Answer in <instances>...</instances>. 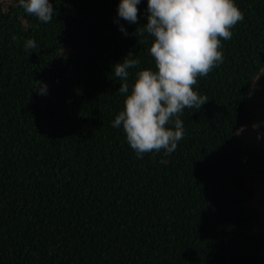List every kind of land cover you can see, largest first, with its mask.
<instances>
[{"label":"trees","instance_id":"16d2710c","mask_svg":"<svg viewBox=\"0 0 264 264\" xmlns=\"http://www.w3.org/2000/svg\"><path fill=\"white\" fill-rule=\"evenodd\" d=\"M50 2L44 23L0 0V264H264V143L239 135L264 68V0H235L244 19L194 86L208 102L184 109L173 153L142 158L112 127L126 98L113 65L139 60L130 89L156 70L148 0L135 24L121 0Z\"/></svg>","mask_w":264,"mask_h":264},{"label":"clouds","instance_id":"9594fccd","mask_svg":"<svg viewBox=\"0 0 264 264\" xmlns=\"http://www.w3.org/2000/svg\"><path fill=\"white\" fill-rule=\"evenodd\" d=\"M18 2L28 15L41 22L53 18L50 0ZM140 3L141 0H121L119 18L137 23ZM147 13V24L140 27V34L146 32L154 38L150 55L156 70L137 71L130 89L129 69L136 68L139 60L130 58V53L113 65L114 76L122 81L119 93L126 98L112 127H122L137 158L150 152L163 150L170 155L175 151L184 136L180 115L185 108L199 109L209 100L194 90L198 78L206 77L223 63L221 41L230 40L231 29L244 19L235 0H148ZM121 31H125L123 27ZM24 47L35 49L37 44L27 39ZM40 84L39 81L37 85ZM46 88L47 85L40 87L39 93Z\"/></svg>","mask_w":264,"mask_h":264},{"label":"rangeland","instance_id":"374dc122","mask_svg":"<svg viewBox=\"0 0 264 264\" xmlns=\"http://www.w3.org/2000/svg\"><path fill=\"white\" fill-rule=\"evenodd\" d=\"M1 1L8 4L11 0ZM249 104L253 117L247 125L241 128L239 135L243 142L248 145L264 143V68L254 81ZM254 203L262 214L263 221L260 232L264 240V179L255 184Z\"/></svg>","mask_w":264,"mask_h":264}]
</instances>
